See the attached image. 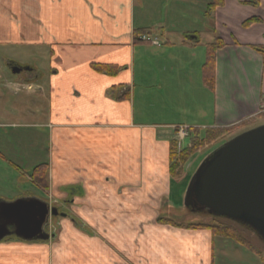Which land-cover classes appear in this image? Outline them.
<instances>
[{
	"label": "crops",
	"instance_id": "0c3cea01",
	"mask_svg": "<svg viewBox=\"0 0 264 264\" xmlns=\"http://www.w3.org/2000/svg\"><path fill=\"white\" fill-rule=\"evenodd\" d=\"M239 1L206 17L208 0H0V201L36 198L59 212L48 239H0V264L212 263L208 229L158 219L181 204L171 200L174 126L190 130L182 148L192 129L264 124V65L251 47L264 44V0ZM250 17L261 21L242 26ZM142 30L158 44L136 41ZM202 31L224 42L208 71ZM180 46L177 71L167 49ZM41 163L42 183L32 175Z\"/></svg>",
	"mask_w": 264,
	"mask_h": 264
},
{
	"label": "water",
	"instance_id": "95a60500",
	"mask_svg": "<svg viewBox=\"0 0 264 264\" xmlns=\"http://www.w3.org/2000/svg\"><path fill=\"white\" fill-rule=\"evenodd\" d=\"M183 203L237 220L264 241V124L234 135L208 154L188 183ZM57 214L56 207L36 198L0 201V239L11 234L48 239L53 235L44 226Z\"/></svg>",
	"mask_w": 264,
	"mask_h": 264
},
{
	"label": "rangeland",
	"instance_id": "374dc122",
	"mask_svg": "<svg viewBox=\"0 0 264 264\" xmlns=\"http://www.w3.org/2000/svg\"><path fill=\"white\" fill-rule=\"evenodd\" d=\"M172 1V0H170ZM167 3H170L169 0H166ZM204 25V24H203ZM182 26V25H180ZM175 37L179 40H183L184 36L178 33H175ZM201 39L203 42L209 41L212 39V34L207 31H202L201 33ZM176 43L177 41L174 40ZM148 48V51L151 52L154 51H162L164 48H149V46H145ZM184 48L180 47H173L172 49H167L170 51L169 53V60L171 62H175L176 65L174 67L179 70L178 64H181L182 56L181 51H183ZM142 51H145L144 48L141 49ZM187 55L189 53L187 52ZM190 60H192V57H189ZM22 64V63H20ZM27 64H32L28 62ZM23 65V64H22ZM144 65V63H142ZM141 64L138 65V67L142 66ZM0 69L1 73L7 71L4 68V64L0 60ZM168 77V76H167ZM141 112L140 116L144 118L143 120L146 122V115H145V105L140 106ZM149 120V119H148ZM157 121H163L162 119H158ZM264 122V117H258L255 120V123ZM37 132H40V130L37 129ZM242 132V131H241ZM240 133V132H239ZM238 134V133H237ZM236 135V134H235ZM234 136V135H233ZM224 137L217 139L216 141L208 144L205 146V148L201 149L193 155L190 158V162L187 164L186 169L184 171V174L181 175L178 180L175 182H172L171 184V200L179 205H170V211L169 213H164V217L171 219L174 223H178L180 225H187L190 223H200V224H219V223H226V225L232 227L241 237L248 240L254 247L256 251L250 250L249 248L239 244L238 242L234 241L233 239H227L222 237H216L213 238V255H212V263L211 264H264V241L255 233L252 229L245 226L243 223L225 217V216H218L213 215L209 213L206 209H200V210H191L190 207L185 206L183 203V198L185 195V190L188 186V183L190 182L192 176L196 172L197 168L199 167L200 163L204 160V158L210 154L216 147H218L220 144H222L224 141L230 139L231 137ZM177 135L175 133V138L173 141H176ZM46 141L42 139V142L39 143L38 149L42 152L40 149L41 147L45 146ZM184 145H182L183 147ZM186 146V145H185ZM184 146V147H185ZM176 149H179V147L176 145ZM43 155L39 153V156ZM185 164V165H186ZM180 181V184H179ZM178 187V188H177ZM180 190V191H179ZM182 193V195H181ZM56 207V206H55ZM57 208V207H56ZM58 210V208H57ZM55 218V216H54ZM56 225L55 223L53 224ZM139 227L142 229V227L139 225ZM140 229V230H141ZM143 231V230H142ZM141 231V234L143 233ZM140 234V233H138ZM159 240L164 242L166 241L163 239V236H159ZM167 242V241H166ZM140 246V245H139Z\"/></svg>",
	"mask_w": 264,
	"mask_h": 264
},
{
	"label": "trees",
	"instance_id": "16d2710c",
	"mask_svg": "<svg viewBox=\"0 0 264 264\" xmlns=\"http://www.w3.org/2000/svg\"><path fill=\"white\" fill-rule=\"evenodd\" d=\"M243 4H250V5H257V0H246V1H239ZM224 4V0H208L204 15L206 17H211L213 15L214 9L217 6H222ZM261 19L258 17H250L242 22V26L246 27L252 23L260 22ZM148 33L146 30H142L140 33L135 32L134 38L136 41H141L139 36L141 33ZM188 36V35H186ZM198 41V40H196ZM144 42V41H142ZM224 46V42L218 37L214 36L211 42L206 44V63H205V70L209 69V67L214 62L215 51L218 48H222ZM254 51L261 55L262 63L264 65V44L252 45L251 46ZM96 68L100 69V66H95ZM208 71V70H207ZM206 73V72H205ZM206 83L209 87L212 86L211 84V76L207 72ZM264 117V113L261 114ZM247 129L245 127V123L240 122L231 126L227 127H211L206 128L203 130V135H200L199 129H192V135L189 137V140L185 147L181 148L180 150L176 149V141L171 142V151H170V165H169V174L171 178H179L181 175L184 174V166L188 162V160L195 155L198 151L205 148L208 144L219 140L220 138L230 137L233 136L243 130ZM190 132V130L188 131ZM45 169L46 164L41 163L37 165L33 169L32 175L35 174L37 177V181H43L45 176ZM35 177V178H36ZM160 222L170 224L175 227H185V228H192V229H208L210 231L211 237H222L227 239H233L234 241L238 242L239 244L249 248L250 250L256 251L255 247L246 239L241 237L232 227L226 225V223H219V224H200V223H190L187 225H180L178 223H174L169 218H159Z\"/></svg>",
	"mask_w": 264,
	"mask_h": 264
},
{
	"label": "built area",
	"instance_id": "2783aa9c",
	"mask_svg": "<svg viewBox=\"0 0 264 264\" xmlns=\"http://www.w3.org/2000/svg\"><path fill=\"white\" fill-rule=\"evenodd\" d=\"M140 39L147 40L148 37L146 35H142L140 37ZM152 43H156V41L154 40V41H152ZM260 111L264 112V105H263V107L261 108ZM177 136H178L179 139H182V138H184L186 136V131H185V128L183 126H178L177 127Z\"/></svg>",
	"mask_w": 264,
	"mask_h": 264
}]
</instances>
